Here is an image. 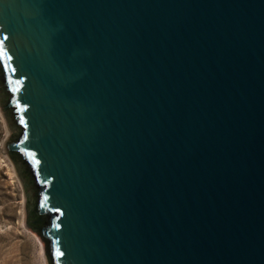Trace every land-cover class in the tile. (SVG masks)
<instances>
[{"label":"water","instance_id":"water-1","mask_svg":"<svg viewBox=\"0 0 264 264\" xmlns=\"http://www.w3.org/2000/svg\"><path fill=\"white\" fill-rule=\"evenodd\" d=\"M0 41L49 264H264V0H0Z\"/></svg>","mask_w":264,"mask_h":264},{"label":"rangeland","instance_id":"rangeland-1","mask_svg":"<svg viewBox=\"0 0 264 264\" xmlns=\"http://www.w3.org/2000/svg\"><path fill=\"white\" fill-rule=\"evenodd\" d=\"M5 103L0 81V264H49L46 242L26 220V207L34 201L33 184L21 176V162L5 150V143L21 131L11 110L2 108Z\"/></svg>","mask_w":264,"mask_h":264},{"label":"snow or ice","instance_id":"snow-or-ice-1","mask_svg":"<svg viewBox=\"0 0 264 264\" xmlns=\"http://www.w3.org/2000/svg\"><path fill=\"white\" fill-rule=\"evenodd\" d=\"M5 39H7V38L5 37ZM2 43H3V41H0V44H2ZM0 54H2V53H0ZM18 83H19V82H18ZM20 122H21V123H24L23 117H21ZM57 226H58V225H57ZM56 254H57V255H61V253H60L59 251H57Z\"/></svg>","mask_w":264,"mask_h":264},{"label":"bare ground","instance_id":"bare-ground-1","mask_svg":"<svg viewBox=\"0 0 264 264\" xmlns=\"http://www.w3.org/2000/svg\"><path fill=\"white\" fill-rule=\"evenodd\" d=\"M11 166H12V165H11ZM11 166H10V167H11ZM10 167H9V169H8V170H9V174L11 175V174H12V173H14V172L11 170V168H10Z\"/></svg>","mask_w":264,"mask_h":264}]
</instances>
